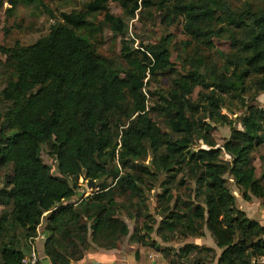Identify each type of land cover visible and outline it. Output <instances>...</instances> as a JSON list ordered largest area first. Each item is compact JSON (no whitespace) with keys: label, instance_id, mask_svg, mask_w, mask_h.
Masks as SVG:
<instances>
[{"label":"trees","instance_id":"16d2710c","mask_svg":"<svg viewBox=\"0 0 264 264\" xmlns=\"http://www.w3.org/2000/svg\"><path fill=\"white\" fill-rule=\"evenodd\" d=\"M16 1L45 7L46 0ZM232 1L90 0L80 12L61 13L33 44H15L0 90V168L12 169L0 191V264H21L43 224V252L51 264L81 261L92 246L117 249L129 235L119 216L122 200L129 203L127 217L149 219L144 231L163 243L208 234L220 252L192 243L177 250L154 247L166 264H253L264 258V226L237 208L228 187L231 179L243 201L260 200L264 210V107L254 104L264 95V0ZM111 4L127 18L155 8L166 26L179 22L187 42L196 44L190 70L168 89L144 94L152 80L172 72L171 36L141 46L134 57L123 42L129 55L122 63L101 56L92 42L95 31L124 36L128 30L110 13ZM100 13L103 20L94 28L89 16ZM220 40L230 51L218 53V67L199 51L213 50ZM226 105L229 113L238 105L242 114L230 120L221 114ZM212 124L231 130L220 147ZM42 146L49 147L60 177L44 163ZM260 150L257 176L253 155ZM181 173L194 187L185 200L167 186ZM161 176L167 180L160 184L161 220L154 228L156 221L145 213V189L151 191ZM80 178L101 183L71 203ZM129 237L148 246L136 232Z\"/></svg>","mask_w":264,"mask_h":264},{"label":"rangeland","instance_id":"374dc122","mask_svg":"<svg viewBox=\"0 0 264 264\" xmlns=\"http://www.w3.org/2000/svg\"><path fill=\"white\" fill-rule=\"evenodd\" d=\"M90 0H62L58 2L46 0L45 7L38 5H25L22 2L12 0L9 4V0H0V90L3 88L6 81V73L4 66L7 64L9 57V52L14 48L15 44L18 42L21 46H29L35 41L47 35L50 31V28L58 22L59 15L61 13H77L83 10L84 4ZM241 2V1H240ZM238 1H232L234 6H240L241 3ZM111 14L115 15L124 20L128 25V30L124 36L115 35L107 29L100 31H95L93 33L92 42L96 46V51L98 54L105 58L114 59L118 63H122V59L129 55L127 52L122 51L123 42L130 44L132 50V56H137L139 51H141V46L144 49L150 48L162 38L166 36H171V57L170 61L173 64L172 72H166L162 75H159L154 80L151 81V86L146 88L143 92L144 94L149 91H159L163 89H168L171 85V81L176 78L178 75H185L191 68L190 59L195 57L197 52L196 44L192 41L187 42V38L182 33V26L179 22H175L171 26H166L162 23V15L157 9L151 10H142L137 12L134 18H127L123 15V12L117 4H111L109 7ZM89 20L93 22L94 28H97L103 20V14H92L89 16ZM230 51V46L227 41L220 40L215 41V47L211 51H199L201 56L203 55L206 58V61L209 63L216 64L218 67L222 65V59L219 54L228 53ZM131 56V57H132ZM198 90L196 89L192 98L197 99ZM154 99L150 100L148 108H151L154 104ZM257 106L264 107V95H260L257 98V101L254 103ZM221 109V114L226 115L230 120L235 121L242 114V110L236 109L238 105L230 106L232 112H228L227 107ZM4 110L0 102V113ZM152 119L158 123L161 129L165 132L169 130L161 122V120L152 115ZM214 129L212 135L215 141L218 144V147L222 146L223 143L228 140L231 134V130L227 125H215L212 124ZM235 127L241 129L240 123L237 119ZM196 148V147H194ZM263 150V149H262ZM262 150L256 152L253 156L256 159L254 161V166L257 169V176H259L260 163L257 160L258 156L262 153ZM41 157L44 163L51 168V174L55 177H60L57 170L56 160L49 154V147H41ZM227 159L226 156H224ZM150 158H148L146 164H149ZM119 167V165H118ZM12 176L11 167L0 168V191L5 187L7 180ZM167 180L166 177L161 176L160 182L154 185V188L151 191L145 189V204L149 216L156 221V225L160 222V210L158 207L157 197L162 192V187L160 184ZM183 180L186 183L185 186H179V183ZM88 181V180H87ZM83 178L78 180L77 188V197H75L72 202H76L81 196L87 197L92 195L98 189V185L101 181H95L97 186L91 191L86 187V182ZM72 183V182H71ZM108 184L111 183L109 179ZM170 187V193L174 197H181L182 199H187L185 196L189 194L188 187L191 190L194 188L193 184L188 181L187 176L184 173H181L169 180L167 184ZM229 189L233 192L236 197V206L238 209L243 211L247 217L259 221L261 224H264V210L262 208V202L257 199H253L251 202H245L240 197L237 192L234 183L229 179L228 183ZM69 202V203H70ZM122 202L123 208L119 210L120 218L126 222L129 228V235L127 238L119 244L118 249H127V251L135 250V254L138 252V256L144 259L147 264H166L165 258L161 253L157 252L154 247L160 248H169V249H179L186 243H193L198 241L203 246H213V241L211 237L207 234L205 238L201 240L189 239L185 242L174 241L171 243H163L158 235L155 233H148L144 231V225L150 224L149 219L145 220L143 217H137L136 219H129L125 214L124 210L130 208L129 203L124 200ZM2 210V204H0V211ZM134 212V209H131ZM128 212V211H127ZM40 233L42 227H39ZM136 232L137 237L144 236L147 243V247H141L140 244L130 245L131 239L129 236L133 235ZM153 242V243H152ZM154 244L155 246H152ZM36 246V245H35ZM37 248V247H36ZM130 249V250H129ZM215 249V247H214ZM94 250V246L90 248L89 251ZM143 254L139 252H142ZM217 254L220 252L215 249Z\"/></svg>","mask_w":264,"mask_h":264},{"label":"crops","instance_id":"0c3cea01","mask_svg":"<svg viewBox=\"0 0 264 264\" xmlns=\"http://www.w3.org/2000/svg\"><path fill=\"white\" fill-rule=\"evenodd\" d=\"M262 225L264 226V224ZM41 227H42V230H41L42 232L44 229V224ZM37 233H38V236L34 240V244L37 247V250L40 256V261L42 262V264H51L50 261L45 257L44 252H43L45 238H43L39 230H37ZM195 240H201V239H195ZM136 244L138 243L132 242L130 245H136ZM192 244L203 246L201 242L199 243L198 241L193 242ZM140 245L141 247H144V248L147 247L142 244ZM213 245H214V242H213ZM208 247L214 249L215 245L214 247L213 246H208ZM133 251L135 250L127 251V249H124V248L122 249L121 247L119 249L117 248L115 250L105 251V250H101V249L94 247V250L88 251L81 261L71 263V264H147L142 257L141 259L139 258L138 252L137 254H135V252ZM139 253L140 255L141 253L143 254V250L142 252H139ZM153 263L154 262H152V264Z\"/></svg>","mask_w":264,"mask_h":264},{"label":"built area","instance_id":"2783aa9c","mask_svg":"<svg viewBox=\"0 0 264 264\" xmlns=\"http://www.w3.org/2000/svg\"><path fill=\"white\" fill-rule=\"evenodd\" d=\"M39 261H40V256L33 241V243H31L30 252H28V256H25L22 259L21 264H38ZM253 264H264V258L254 261Z\"/></svg>","mask_w":264,"mask_h":264},{"label":"water","instance_id":"95a60500","mask_svg":"<svg viewBox=\"0 0 264 264\" xmlns=\"http://www.w3.org/2000/svg\"><path fill=\"white\" fill-rule=\"evenodd\" d=\"M12 0H9V4H11ZM97 186V183L93 180H88L86 182V187L88 190H93ZM24 251V250H23ZM24 256H28V252L24 251Z\"/></svg>","mask_w":264,"mask_h":264}]
</instances>
